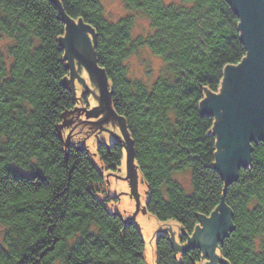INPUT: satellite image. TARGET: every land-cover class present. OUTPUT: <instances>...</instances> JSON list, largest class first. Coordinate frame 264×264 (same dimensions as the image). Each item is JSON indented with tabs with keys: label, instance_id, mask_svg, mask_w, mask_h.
Masks as SVG:
<instances>
[{
	"label": "trees",
	"instance_id": "16d2710c",
	"mask_svg": "<svg viewBox=\"0 0 264 264\" xmlns=\"http://www.w3.org/2000/svg\"><path fill=\"white\" fill-rule=\"evenodd\" d=\"M123 1L146 16L148 34L133 39L132 17L109 20L100 0H0V40L7 39L0 47V264H145L136 222L96 196L102 170L77 139L65 148L59 134L75 104L64 17L90 29L146 186V210L182 228V249L168 233L156 235V264L207 259L184 245L222 198L232 229L217 241V264H264V142L252 144L249 163L225 186L214 165V119L199 107L206 92L219 90L224 67L246 55L238 16L227 0ZM138 45L166 64L150 85L128 75L125 61ZM123 148L101 143L96 155L118 168ZM184 172L189 191L176 177Z\"/></svg>",
	"mask_w": 264,
	"mask_h": 264
},
{
	"label": "water",
	"instance_id": "95a60500",
	"mask_svg": "<svg viewBox=\"0 0 264 264\" xmlns=\"http://www.w3.org/2000/svg\"><path fill=\"white\" fill-rule=\"evenodd\" d=\"M57 2V0H52ZM238 16V30L240 39L246 47V55L237 64L226 65L217 92H206L199 107L203 114L213 117L212 134L215 135L214 165L219 171L225 186L236 180L240 167L250 161L252 144L264 142V0H227ZM66 34L61 40L68 59V68L75 73L73 58L82 65L96 81L100 103H104L111 116L118 121L121 140L125 151L126 175L121 177L129 181L131 193L136 199V213L138 207L137 176L138 169L134 163L132 142L127 133L124 120L115 113L111 101L108 79L105 72L95 60L91 51L88 56L90 42L86 31L90 29L80 22L64 17ZM69 79L72 80L70 77ZM66 79H64L65 81ZM68 127L67 121L59 125V134L65 148L69 147L70 133L63 138L61 128ZM111 172H107V174ZM106 174V181L107 180ZM146 209V208H145ZM179 228V227H178ZM210 231L207 235L203 232ZM232 229L231 212L224 204L223 198L217 209L209 217H202L193 233L188 236L184 247H199L209 264H217L219 256L215 252L217 241ZM171 239L173 233L171 231ZM182 231V228H181ZM176 244L175 249L179 246Z\"/></svg>",
	"mask_w": 264,
	"mask_h": 264
},
{
	"label": "rangeland",
	"instance_id": "374dc122",
	"mask_svg": "<svg viewBox=\"0 0 264 264\" xmlns=\"http://www.w3.org/2000/svg\"><path fill=\"white\" fill-rule=\"evenodd\" d=\"M100 2L103 6L106 17L111 21H116L124 16L132 17L133 39L143 37L150 32L151 28L146 16L140 11L127 8L123 0H100ZM86 36L88 38V41L90 42V47L87 48V50H90L88 51V56H91L92 41L91 36L87 31ZM6 42L7 39H1L0 47H3ZM66 62H68V59H66ZM125 63L127 65L128 75L130 78L138 79L148 85L152 84L159 76H161L165 72L166 67L164 60L159 55L154 54L152 50L146 45L136 46L134 51L126 58ZM78 65L79 64L77 60L73 58V68L75 73L78 74V70L81 69L84 80L88 81L86 70L82 65H79L80 67ZM68 130V128L63 127V138H65L69 134ZM106 138L109 139V137ZM71 141L76 142V138H71ZM85 144V147L89 151V157L91 161L95 164L96 167L102 170L104 175L103 183L98 185L97 187L98 191L96 193V196L104 201L109 211L118 213L125 218H132L136 222L144 243L143 255L145 264H156L155 242L156 235L159 232H166L171 237V233L169 230V228H171V231H175L173 233L174 241L178 245H182L179 239V236L182 233L181 226L178 222H176V220H160L156 218L151 212L145 209L148 195L146 192L145 183L142 181L140 173H138L137 176L139 208L133 215V212L136 210V199L135 197H133L134 194L131 193L130 183L125 178H120L114 175L116 174L121 177H125V155L122 158L119 169L116 167L108 169L107 166L101 162L98 155H96V148L91 138L87 139L85 141ZM107 172H111L112 174H107ZM106 174L108 182L105 180ZM176 177L180 180L185 189L189 191L191 187L189 174L186 172L179 173L176 175ZM5 230L6 227L0 224V240ZM259 241H264V236L260 238ZM206 258L207 259L202 258L203 261L201 264H209V258Z\"/></svg>",
	"mask_w": 264,
	"mask_h": 264
},
{
	"label": "flooded vegetation",
	"instance_id": "af4514ba",
	"mask_svg": "<svg viewBox=\"0 0 264 264\" xmlns=\"http://www.w3.org/2000/svg\"><path fill=\"white\" fill-rule=\"evenodd\" d=\"M86 73L88 81L84 80L81 69L78 70V74L70 70L67 78V83L75 99L73 110L67 119L68 127L66 128L69 129L70 138L75 137L83 146L86 145L85 141L91 138L96 150L101 143H120L123 145L120 141L121 133L118 121L111 116L105 104L100 103L96 81L87 71ZM70 75L72 80L69 79ZM124 173L126 175V167ZM203 234L208 240H211L207 236L210 234L209 230L204 231Z\"/></svg>",
	"mask_w": 264,
	"mask_h": 264
}]
</instances>
